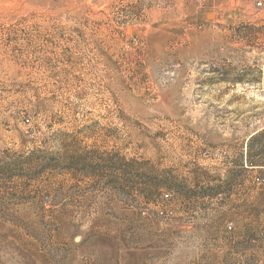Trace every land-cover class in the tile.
Returning <instances> with one entry per match:
<instances>
[{"label": "rangeland", "instance_id": "rangeland-1", "mask_svg": "<svg viewBox=\"0 0 264 264\" xmlns=\"http://www.w3.org/2000/svg\"><path fill=\"white\" fill-rule=\"evenodd\" d=\"M0 264H264V0H0Z\"/></svg>", "mask_w": 264, "mask_h": 264}, {"label": "built area", "instance_id": "built-area-1", "mask_svg": "<svg viewBox=\"0 0 264 264\" xmlns=\"http://www.w3.org/2000/svg\"><path fill=\"white\" fill-rule=\"evenodd\" d=\"M262 4H263L262 1H258V2H257V6H259V7L262 6ZM27 121H28V119H27ZM256 180H257L258 182H261V181H262L261 177H256Z\"/></svg>", "mask_w": 264, "mask_h": 264}, {"label": "crops", "instance_id": "crops-1", "mask_svg": "<svg viewBox=\"0 0 264 264\" xmlns=\"http://www.w3.org/2000/svg\"><path fill=\"white\" fill-rule=\"evenodd\" d=\"M261 130L259 129V130L255 131L252 135H255V134L259 133Z\"/></svg>", "mask_w": 264, "mask_h": 264}]
</instances>
